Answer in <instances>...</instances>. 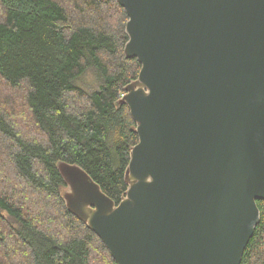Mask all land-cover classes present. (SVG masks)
Returning a JSON list of instances; mask_svg holds the SVG:
<instances>
[{"label": "water", "instance_id": "95a60500", "mask_svg": "<svg viewBox=\"0 0 264 264\" xmlns=\"http://www.w3.org/2000/svg\"><path fill=\"white\" fill-rule=\"evenodd\" d=\"M139 141L117 203L59 162L68 209L118 264H241L264 200V0H117Z\"/></svg>", "mask_w": 264, "mask_h": 264}, {"label": "trees", "instance_id": "16d2710c", "mask_svg": "<svg viewBox=\"0 0 264 264\" xmlns=\"http://www.w3.org/2000/svg\"><path fill=\"white\" fill-rule=\"evenodd\" d=\"M128 19L117 0H0V79L25 89L22 104L38 133H19L0 94V174L14 188L25 185L33 208L0 191V264H118L68 209L58 163L81 166L117 203L128 189L139 135L122 96L142 67L125 53ZM258 205L241 264H264V200Z\"/></svg>", "mask_w": 264, "mask_h": 264}, {"label": "rangeland", "instance_id": "374dc122", "mask_svg": "<svg viewBox=\"0 0 264 264\" xmlns=\"http://www.w3.org/2000/svg\"><path fill=\"white\" fill-rule=\"evenodd\" d=\"M87 77H84L83 80L86 85L92 86L93 84V79L92 75L88 74L86 75ZM25 89H20V90H14L11 89L8 85H6L1 79H0V94L2 97L8 99V105H6L3 101L2 104H4V108H6L10 113H11V119L15 120L16 122V127L24 137L26 138H36L38 133L34 132V128L31 124L30 120V113L29 109L25 108V105L22 104L23 101V95L25 94ZM13 97H16L14 99V104H12V99ZM5 161V160H4ZM3 161V163H4ZM1 167V165H0ZM4 166H2L3 168ZM5 172V171H4ZM16 179V178H15ZM17 185V184H15ZM66 190V187L64 191ZM0 191L2 192H8L10 195L12 193V196L14 197L15 202H17L21 207H25V211H31L33 208H29L28 206V201L26 198V191L27 188L25 187L24 184H20L19 187L17 186L14 188L13 186H10L8 182L4 180V175L3 172L0 174ZM46 209H43L44 211ZM9 223L13 224L12 221Z\"/></svg>", "mask_w": 264, "mask_h": 264}]
</instances>
